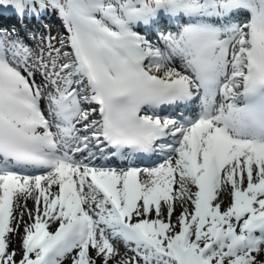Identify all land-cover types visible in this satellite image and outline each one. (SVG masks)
Returning <instances> with one entry per match:
<instances>
[{
    "label": "snow or ice",
    "instance_id": "obj_1",
    "mask_svg": "<svg viewBox=\"0 0 264 264\" xmlns=\"http://www.w3.org/2000/svg\"><path fill=\"white\" fill-rule=\"evenodd\" d=\"M0 264H264V0H0Z\"/></svg>",
    "mask_w": 264,
    "mask_h": 264
},
{
    "label": "bare ground",
    "instance_id": "obj_2",
    "mask_svg": "<svg viewBox=\"0 0 264 264\" xmlns=\"http://www.w3.org/2000/svg\"><path fill=\"white\" fill-rule=\"evenodd\" d=\"M51 22H53L58 28H60V25H59V22L58 21H56V20H51Z\"/></svg>",
    "mask_w": 264,
    "mask_h": 264
},
{
    "label": "rangeland",
    "instance_id": "obj_3",
    "mask_svg": "<svg viewBox=\"0 0 264 264\" xmlns=\"http://www.w3.org/2000/svg\"><path fill=\"white\" fill-rule=\"evenodd\" d=\"M58 31H60V29H58V30H52V33H53V35H56V33L58 32Z\"/></svg>",
    "mask_w": 264,
    "mask_h": 264
}]
</instances>
